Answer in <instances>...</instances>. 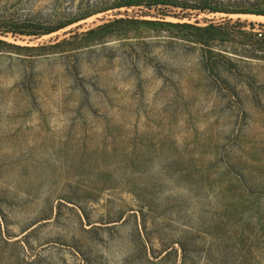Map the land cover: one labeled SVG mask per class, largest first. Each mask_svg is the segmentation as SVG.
<instances>
[{
  "label": "rangeland",
  "instance_id": "rangeland-1",
  "mask_svg": "<svg viewBox=\"0 0 264 264\" xmlns=\"http://www.w3.org/2000/svg\"><path fill=\"white\" fill-rule=\"evenodd\" d=\"M264 0H0V264H264Z\"/></svg>",
  "mask_w": 264,
  "mask_h": 264
},
{
  "label": "built area",
  "instance_id": "built-area-1",
  "mask_svg": "<svg viewBox=\"0 0 264 264\" xmlns=\"http://www.w3.org/2000/svg\"><path fill=\"white\" fill-rule=\"evenodd\" d=\"M256 34H257V37H258L260 40H264V33H263V32L258 31Z\"/></svg>",
  "mask_w": 264,
  "mask_h": 264
}]
</instances>
